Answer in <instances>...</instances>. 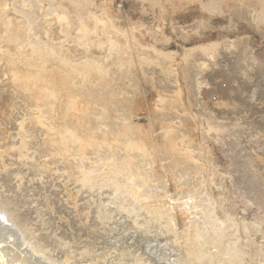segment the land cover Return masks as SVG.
<instances>
[{
	"label": "rangeland",
	"instance_id": "1",
	"mask_svg": "<svg viewBox=\"0 0 264 264\" xmlns=\"http://www.w3.org/2000/svg\"><path fill=\"white\" fill-rule=\"evenodd\" d=\"M1 205L2 264H264V0H0Z\"/></svg>",
	"mask_w": 264,
	"mask_h": 264
},
{
	"label": "bare ground",
	"instance_id": "2",
	"mask_svg": "<svg viewBox=\"0 0 264 264\" xmlns=\"http://www.w3.org/2000/svg\"><path fill=\"white\" fill-rule=\"evenodd\" d=\"M108 173V172H107ZM116 173H117V171L116 172H112V174H111V172L109 173V174H111L109 177V181H110V183H113L114 182V179H115V175H116ZM117 176H120L119 175V173H117ZM90 181V180H89ZM85 183V182H84ZM87 183V182H86ZM0 210L2 211V212H0V214L2 213L3 214V218H4V221H5V224L4 225H6V226H13V228L14 227H17L18 228V226L20 225V217H17L16 215H14V217H13V214H12V216H10L11 215V213L10 212H8V209H6V207L4 206H0ZM10 210V209H9ZM8 213L10 214V215H8ZM2 222V221H1ZM0 222V223H1ZM3 227V226H2ZM1 229V228H0ZM6 229V228H5ZM10 229H11V227H10ZM3 232V231H2ZM6 233V232H5ZM2 234V233H1ZM0 234V235H1ZM8 234V233H7ZM26 235V234H25ZM2 236V235H1ZM3 236H5V235H3ZM6 237H7V235H6ZM1 238V237H0ZM24 238V237H23ZM25 238H26V236H25ZM3 239V238H2ZM8 240V239H7ZM24 241H25V239H24ZM2 242V241H1ZM4 242H5V240H4ZM8 242V241H7ZM11 243V242H10ZM26 243H28V242H26ZM25 243V244H26ZM31 245H36L37 244V242L34 240V239H31V241L29 242ZM1 244V243H0ZM11 244H13V243H11ZM19 245H21V243H19ZM23 245H24V243H23ZM30 246V245H29ZM1 247V246H0ZM3 247V246H2ZM6 247V246H5ZM12 247H14V246H12ZM27 248H28V246H27ZM31 248H33V247H31ZM39 248V247H38ZM3 249V248H2ZM12 250H13V248H12ZM19 250V249H18ZM16 251V250H15ZM30 251V250H29ZM31 251H35V250H31ZM7 252V251H6ZM2 253H4V251L2 252ZM26 253H28V252H26ZM34 253V252H33ZM20 254V253H19ZM36 254V253H35ZM3 254H1V256H2ZM24 255V254H23ZM29 255V254H28ZM0 256V257H1ZM11 256V255H10ZM33 256V255H32ZM3 257H5V256H3ZM2 258V257H1ZM5 262L7 261V257H6V259L4 258L3 259ZM2 260V261H3ZM11 260V259H10ZM16 260V259H15ZM24 262V261H23ZM202 263V259L200 258V259H198V260H196V264H201ZM0 264H2L1 262H0ZM3 264H5V263H3ZM19 264V263H18Z\"/></svg>",
	"mask_w": 264,
	"mask_h": 264
}]
</instances>
